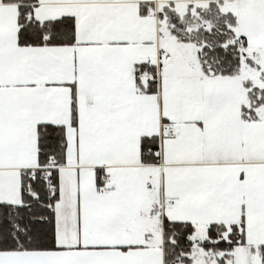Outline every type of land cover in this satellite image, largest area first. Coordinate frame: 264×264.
I'll list each match as a JSON object with an SVG mask.
<instances>
[{
    "label": "snow or ice",
    "instance_id": "6c2138e0",
    "mask_svg": "<svg viewBox=\"0 0 264 264\" xmlns=\"http://www.w3.org/2000/svg\"><path fill=\"white\" fill-rule=\"evenodd\" d=\"M0 264H264V0H0Z\"/></svg>",
    "mask_w": 264,
    "mask_h": 264
}]
</instances>
